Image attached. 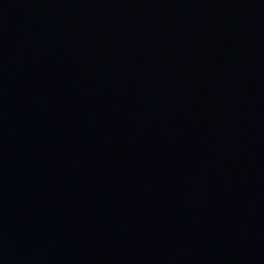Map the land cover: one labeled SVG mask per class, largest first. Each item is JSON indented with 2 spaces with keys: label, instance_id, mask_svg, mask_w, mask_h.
<instances>
[{
  "label": "water",
  "instance_id": "1",
  "mask_svg": "<svg viewBox=\"0 0 264 264\" xmlns=\"http://www.w3.org/2000/svg\"><path fill=\"white\" fill-rule=\"evenodd\" d=\"M0 264H264V0H0Z\"/></svg>",
  "mask_w": 264,
  "mask_h": 264
}]
</instances>
